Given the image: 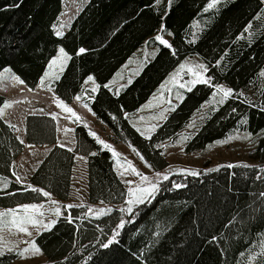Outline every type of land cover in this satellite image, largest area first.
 Wrapping results in <instances>:
<instances>
[{"label": "trees", "instance_id": "trees-1", "mask_svg": "<svg viewBox=\"0 0 264 264\" xmlns=\"http://www.w3.org/2000/svg\"><path fill=\"white\" fill-rule=\"evenodd\" d=\"M209 2L173 0L169 8L168 0L159 5L154 0H89L64 36L56 37L52 26L61 11V0H0V70L9 69L27 87L34 88L56 48L63 47L72 59L60 79L51 85L55 94L70 102L82 90L86 77L93 76L100 87L94 98L84 102L114 137L134 146L154 171L168 165L158 144L174 138L211 100L215 88L198 84L187 91L151 139L138 133L124 113L137 110L188 56H199L212 84L232 89L233 95L204 116L203 123L187 139L186 151L201 150L232 132L250 134L253 139V163L247 167L220 165L198 171L195 176H172L132 214L113 207L108 215L97 218L91 213L86 215L87 205H120L127 197L110 152L100 148L83 126L75 128V145L68 151L55 144L51 117L28 115L26 142L48 144L51 148L30 175L29 183L21 184L14 177L13 163L24 144L17 139L13 127L0 118V177L10 182L8 189L0 191V207L46 199L27 190L28 186L43 189L59 201L69 200L75 155L86 156L87 204L63 210L50 231H41L35 237L36 245L50 263L250 264L248 256L261 253L264 77L260 73L264 69V18L254 17L264 12V4L260 0H225L205 11ZM194 20L198 27L195 32ZM250 21L253 27L246 33L244 29ZM161 23L171 33V48L158 44L154 58L144 64L132 84L122 88L118 96L104 88ZM80 48L87 51L77 56ZM4 102L5 97L0 94V107ZM174 182L184 187L172 189ZM65 217H71L73 223H67ZM121 220L125 226L117 229ZM116 231L119 235L115 242L104 248L102 245ZM259 257L252 264H264V256ZM14 258L15 254H3L0 264H13Z\"/></svg>", "mask_w": 264, "mask_h": 264}, {"label": "rangeland", "instance_id": "rangeland-1", "mask_svg": "<svg viewBox=\"0 0 264 264\" xmlns=\"http://www.w3.org/2000/svg\"><path fill=\"white\" fill-rule=\"evenodd\" d=\"M88 1L89 0H61V11L53 25L59 27L61 24H65L66 27L61 29L63 32H65L68 29L73 18L78 14L81 8ZM161 24L158 27L157 31L151 36V39L146 40L148 43L146 44V41H144L142 45L139 46L133 52V54L126 60V62L122 64V66L105 83L108 84L109 82H112L110 84L112 92H115L118 88L122 89L121 85H126L129 78L133 79L135 77L133 73L141 67V64H145L153 57V53L155 54L157 50V45L159 44L158 41H154V37L159 33ZM192 24L193 32L197 31V20H194ZM168 33L170 32L165 31L159 34H161L163 38L169 42L171 35H169ZM195 39L196 37H194L192 40ZM59 47L61 46H58L56 48V52L53 57L57 55ZM130 60L132 61V63H129ZM180 64H186L188 67H194L195 65L204 63L197 55H192L184 58L178 64V66L166 76V78L151 94L148 100H146L133 113H124L125 117L127 114V119L135 130L139 128L141 129V131H144L146 128L150 127L153 124L158 126L161 125L164 120L153 119V117L158 116L159 113L165 109H175L176 105L180 101V99H177V96L179 95L183 97L184 94L187 92L186 88L179 87V83H187L193 78L192 75L187 72V70L182 72L180 77H178L179 83L173 84L171 82V77L177 72ZM49 71L52 70L48 69L47 63L42 76H44L45 73ZM55 72L56 74H61L58 69L55 70ZM203 74L205 78H207L206 72ZM11 76H13V73L7 72L4 73L3 79H0V94L5 97L4 104L6 102L11 103V107L4 108V115L2 116V119L9 125H15V128H13V130L16 136L24 141V150L15 159L13 163L14 177L17 181V176H19L21 178L19 183L21 184L29 183L30 175L36 169L38 164L42 161V159L45 157V155L51 148V145L48 144H30L26 142L25 119L28 115L32 114L47 115L52 119L53 115H55L56 119H53L55 123V144L59 146L64 145L63 147L67 149L74 148L75 128L77 126L85 127L88 133L89 131L96 133L99 139L105 141L108 145L111 146L113 150H115V152L120 154L118 158H114L112 152L108 150L112 156L114 170L116 171L117 175L119 176L122 182L124 180L134 181V183L131 185V187L133 188H135L137 185H140L141 181L138 176L133 175L131 172H126L124 176L120 175V173L123 172L124 168L126 167V165L124 167L121 166L125 160L130 161L138 169L139 172L146 175L149 180L153 182L158 179L155 176L156 172L166 173L169 175L170 178L172 176L174 177L189 175L188 172L197 173L198 171L215 168L220 165H250L253 163L250 160V152L253 146V139L251 136L250 139H244L243 137L248 136V134L242 132H232L222 139L208 143L201 150L187 152L185 149L187 140H184L183 137L187 136L190 138L193 135L196 127L201 125L205 120L204 116L207 115L210 110L214 109L219 104L218 100L220 99V95H216L215 97H213L212 95L211 100H209L206 104L202 105L199 108V110L188 121V123L183 126V128L178 132V134L174 138L169 141L161 142L158 144V147L163 150L168 165L162 170L154 171L152 168L146 167L144 162H142L141 159L132 151V148L129 147V145H131L130 143L114 137L110 129L104 124H102L95 117L89 106L87 108L83 106L84 104H86L84 100L93 98L94 94L96 93H92L90 91V89L94 86L92 82H88L87 84H85L87 77L83 82L82 90L78 94H76V96H81L83 97V99L81 101H77L75 99V96L72 101L66 102L59 98L55 94L54 90L48 91L47 86L44 89L37 87L42 76L40 77L38 83L34 88H29L24 83L21 84L11 80ZM14 76L18 77L17 75ZM53 81L54 79L48 80L47 84L51 86ZM95 83L97 84L96 81ZM161 85H165V89L163 91L161 90ZM223 87L225 89H228L225 86ZM85 89L89 91L85 92ZM55 98H58L59 100L63 101L67 106L71 107L74 112H76L77 115L81 118L80 122H74L75 118L71 117L70 113H65L64 111H62V109L57 107L55 103ZM168 101H171V103L169 104ZM4 104L1 107H3ZM149 104L153 106L147 107V105ZM171 112L172 111H167L165 112V115L168 116ZM189 124H194L195 127L189 128ZM152 133H150V135ZM146 135H149V133H146ZM228 137L235 138L230 140L228 143H217L219 141L226 140ZM98 145L100 148L103 149V146L101 144ZM132 147L135 148L134 146ZM81 157H83V159H81ZM71 178L72 181L70 188V196L69 200L67 201H59L54 197L50 196L46 197L44 201L38 203H24L14 207H0V212H6L15 209L16 215L19 217H23L26 214L24 213L21 206L36 204L43 206L40 211L44 213L42 217L33 214L36 216L37 219H42L45 223L53 219L57 220L58 217L53 214V208L59 207L61 209L62 214V211L65 210V205L87 204L86 156L81 154L75 155ZM4 181L7 182V188H4L3 186ZM123 184L127 191L129 185L124 182ZM9 187V180L0 177V191H4ZM126 199H128V196L126 197ZM51 200L57 201V204L52 205ZM125 201L123 204L120 205L90 204L87 205V207H91L94 210L100 208L112 209L113 207L118 209L127 208L128 205L125 203ZM136 206L138 205H133V209ZM93 216L97 217V215ZM5 219L10 221L12 219V216H8ZM25 226L28 228V231L31 232V236L17 232L16 229L12 228L10 224L6 227H0V250H2L4 254H15L13 264H52L47 261L42 251H40L39 254H34L31 252L26 253L23 257L18 255V252L20 250L24 249L25 247H28L31 242H35V237L37 236V228H34L32 225ZM41 231L44 230L40 228V232ZM8 249H12V251H9ZM262 251H264V248L261 250V252ZM258 254L259 253H253L248 256L247 260L250 262V264L257 262V260L260 258ZM250 256H256L257 259L255 261H251L249 259Z\"/></svg>", "mask_w": 264, "mask_h": 264}, {"label": "snow or ice", "instance_id": "snow-or-ice-1", "mask_svg": "<svg viewBox=\"0 0 264 264\" xmlns=\"http://www.w3.org/2000/svg\"><path fill=\"white\" fill-rule=\"evenodd\" d=\"M162 2V0H154V3L156 5H159ZM225 0H210V2L207 4L205 11H208L209 9L214 8L217 4L219 3H224ZM260 2L262 4H264V0H260ZM173 3V0H168V7L170 8L171 5ZM165 15H167V12H165ZM260 18H264V12L262 13H258L256 17H254V19H260ZM64 27H66L65 24H61L59 27H57L56 25H53V29H54V35L56 37H63L64 36V32L61 30ZM253 27L252 22L250 21L249 24L245 27L244 32H248L249 29H251ZM165 26L163 24H161L159 33H163L165 32ZM157 34L154 37V41H158L160 45H163L166 48H171V45L169 44V42L167 40H165L163 38V36L161 34ZM169 35H171V33H168ZM243 37H238L237 39H242ZM190 43L194 42V41H189ZM148 42L146 41V44ZM87 50L84 48H80L78 49V51L76 52V55H82L86 52ZM173 55H175V52H173ZM155 54L153 53V58H154ZM72 59V56L69 55L65 49L63 47H59L57 55L55 57H53L52 59H50V61L48 62V69L52 70L49 72H46L44 76L41 77L37 87L44 89L47 86V90L48 91H52L53 89L51 88V86L49 84H47L48 80L54 79V80H59L60 79V75L56 74L55 70L58 69L59 72H63L65 66L67 65V62L70 61ZM223 59V57L221 58ZM129 63H132V61L130 60ZM219 61H217V65H219ZM145 65L142 63L141 67L139 69H137L133 75L134 76H138L140 74V72L143 70V67ZM185 70H187L188 73H190L192 75V79L189 80L187 83H179L178 81V77H180L181 73L184 72ZM207 67L204 64H198L195 65L194 67H188L186 64H180L179 65V69L177 70V72L171 77V82L173 84L179 83V87L180 88H186L187 91H192V88L195 87L198 84H205L208 85L210 87H214L215 91L213 92V97H215L216 95H220V99L218 100L219 104H223L229 97H231L233 95V90L232 89H225L223 86L221 85H213L212 84V79L211 77L205 78L204 74L205 72H207ZM10 72L9 69H3L0 70V79H3L4 77V73ZM260 75L262 77H264V71H262L260 73ZM11 80L17 82V83H23L22 80H20L18 77L16 76H11L10 77ZM122 78V77H121ZM88 82H92L93 83V87L90 89V91L92 93L97 92V90L99 89L100 85H97L95 83L94 77L89 75L85 81V84H87ZM132 79L129 78L127 81L126 85H121V88L127 87L128 85L132 84ZM112 82H109L108 84L103 85L104 88H107L109 90H111L110 88V84ZM165 89V85H161V90L163 91ZM31 90V89H30ZM120 90L121 89H116L115 91V95H119L120 94ZM89 90L85 89V92H87ZM170 91V90H169ZM94 98V97H93ZM75 99L77 101H81L83 99V97L81 96H76ZM177 99L182 100L183 97L182 96H177ZM55 103L57 105V107H59L60 109H62V111H64L65 113H70L71 117L75 118L74 122H80L81 118L77 115L76 112H74V110L67 106L63 101L59 100L58 98H55ZM168 103L170 104L171 101H168ZM84 107H88L87 104L83 105ZM153 105L149 104L147 105V107H152ZM158 106V105H157ZM7 107H11V103L6 102L4 104L3 107H0V118H2V116L4 115V108ZM174 108H169V109H165L163 111H161L159 113L158 116L153 117V119H157V120H165L167 119V116L165 115V112L167 111H174ZM264 110V109H262ZM233 111H235V109H233ZM126 118H127V114H126ZM53 119H56L55 115H53ZM243 123H246V121H243ZM86 126V125H85ZM158 125H151L150 127L146 128L144 131H141V129L137 128L136 131L140 132V134L142 136L145 137V139H151V135L150 133L154 132L156 130ZM10 127L15 128V125H10ZM189 128L195 127L194 124H189L188 125ZM146 133H149V135H146ZM89 135H91L92 137H94L96 139V142L98 144H101L103 146V149L109 150L112 152V155L114 158H118L119 157V153L115 152V150H113L111 148L110 145H108L105 141L99 139V137L97 136L96 133L89 131ZM235 137H228L226 140L224 141H219L217 142L218 144H223V143H228L230 140L234 139ZM244 139H250V134L248 136L243 137ZM18 140H20V143L23 144L24 141L21 140L19 137H17ZM184 140L189 139V137L185 136L183 137ZM61 147H63L64 145H60ZM130 148H132V151L141 159L142 162H144L146 167L151 168V165L147 163L146 160H144V157L139 153L138 150H136L135 148H133L131 145H129ZM68 151H72L71 148L67 149ZM97 153H91V155H96ZM81 159H83V157H81ZM126 165V167L124 168V171L120 173L121 176H124L126 172H131L133 175L138 176L140 178L141 184L137 185L135 188L131 187V185L134 183V181L132 180H124L123 182L126 183L127 185H129L128 190H127V196L128 199H126L125 203L128 205L127 208H121L119 209V211L121 212H127L129 214L133 213V205H139V204H143L146 201H150V198L154 197V195L156 194V192L159 191L160 185L162 184L163 181H167L169 180V175L166 173H160V172H156L155 176L158 178L155 182L149 180V178L144 175L143 173L139 172L138 169L130 162L125 160L123 162V164L121 165L122 167H124ZM235 165H227V167H234ZM245 167H247V165H244ZM213 171H215L216 169H212ZM189 175H197L196 172H188ZM21 180V178L19 176H17V182H19ZM142 185H146V186H142ZM4 188H7V182L4 181ZM184 187V185L180 184V183H172V189H179ZM32 192H37L40 193L41 195H43L44 197H50V193L47 191H44L43 189L40 188H36V187H32V186H28V189ZM171 190V189H170ZM260 195L264 196V193H261ZM103 203V202H101ZM51 204L52 205H56L57 201L55 200H51ZM24 213L26 214L23 217H19L16 215V210H9L6 212H0V227H6L9 224L11 225L12 228H15L17 232L19 233H24L28 236H31V232L28 231V228L25 225H32L34 228H37V235L40 234V228H42L44 231H50L55 224L57 223L56 219L50 220L49 222L45 223L42 219H37L35 215H39V216H43L44 213L42 211H40V209L43 207L42 205H36V204H32V205H23L21 206ZM65 210L68 208H72V207H76V205H65ZM79 207H83V205H79ZM53 214L56 217H60L61 216V209L59 207H55L53 208ZM112 211V209L110 208H100L97 210H94L93 208H88V212L86 213L89 214H93V215H97V218L99 216H104V215H108L110 212ZM8 216H12V219L6 220L5 218ZM65 219L67 220V223L71 224L73 223V219L71 217H65ZM125 226V222L123 220L120 221V223L116 226L117 229H122ZM119 235V232L116 231L115 234L112 236L111 239H109L107 241V243H104L102 246L104 248H108L109 245L113 244L116 240V237ZM9 251H12V249H8ZM40 249L36 246L35 242H31V244L28 247H25L24 249L20 250L18 252V255H20L21 257L25 256L26 253H34V254H39L40 253ZM4 254V252L2 250H0V256H2ZM241 255H243V253H241ZM260 256H264V252H261L260 254H258ZM249 259L251 261H255L257 259L256 256H250Z\"/></svg>", "mask_w": 264, "mask_h": 264}]
</instances>
